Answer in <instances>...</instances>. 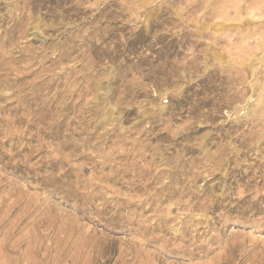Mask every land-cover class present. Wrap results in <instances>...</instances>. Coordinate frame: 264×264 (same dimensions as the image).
<instances>
[{
	"label": "rangeland",
	"instance_id": "374dc122",
	"mask_svg": "<svg viewBox=\"0 0 264 264\" xmlns=\"http://www.w3.org/2000/svg\"><path fill=\"white\" fill-rule=\"evenodd\" d=\"M0 264H264V0H0Z\"/></svg>",
	"mask_w": 264,
	"mask_h": 264
}]
</instances>
